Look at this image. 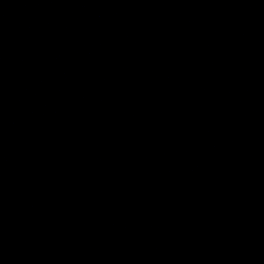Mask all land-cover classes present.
<instances>
[{
  "label": "water",
  "instance_id": "water-1",
  "mask_svg": "<svg viewBox=\"0 0 264 264\" xmlns=\"http://www.w3.org/2000/svg\"><path fill=\"white\" fill-rule=\"evenodd\" d=\"M0 264H264V0H0Z\"/></svg>",
  "mask_w": 264,
  "mask_h": 264
}]
</instances>
